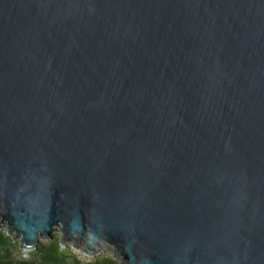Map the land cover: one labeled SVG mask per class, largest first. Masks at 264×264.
Returning a JSON list of instances; mask_svg holds the SVG:
<instances>
[{
  "label": "water",
  "instance_id": "95a60500",
  "mask_svg": "<svg viewBox=\"0 0 264 264\" xmlns=\"http://www.w3.org/2000/svg\"><path fill=\"white\" fill-rule=\"evenodd\" d=\"M0 229L264 264V0H0Z\"/></svg>",
  "mask_w": 264,
  "mask_h": 264
},
{
  "label": "trees",
  "instance_id": "16d2710c",
  "mask_svg": "<svg viewBox=\"0 0 264 264\" xmlns=\"http://www.w3.org/2000/svg\"><path fill=\"white\" fill-rule=\"evenodd\" d=\"M18 246L17 241L5 235V230H0V264H120L112 255L81 258L70 246H62L59 236L39 242L35 249L28 251L27 258L14 255Z\"/></svg>",
  "mask_w": 264,
  "mask_h": 264
},
{
  "label": "rangeland",
  "instance_id": "374dc122",
  "mask_svg": "<svg viewBox=\"0 0 264 264\" xmlns=\"http://www.w3.org/2000/svg\"><path fill=\"white\" fill-rule=\"evenodd\" d=\"M0 230H5V229H0ZM5 235L6 236H10L7 232H6V230H5ZM54 236H59V234L56 232L55 234H54ZM50 239H48V238H42L41 239V241L40 242H47V241H49ZM68 246H70V245H68ZM71 247V246H70ZM71 249L73 250V252H75L79 257H81V258H85L86 256V258L88 259V255H86L85 257L83 256L84 254L81 252V251H78V250H75L73 247H71ZM14 255L15 256H19V257H23V258H27V257H29V254H28V250H25L22 246H18L17 247V249L14 251ZM108 256V255H111V252L109 251V250H106V251H102V252H100L99 254H97V255H95V256ZM95 256H93V257H95Z\"/></svg>",
  "mask_w": 264,
  "mask_h": 264
}]
</instances>
